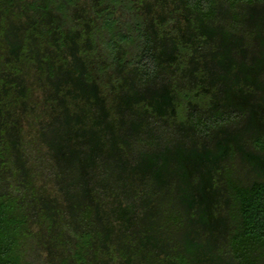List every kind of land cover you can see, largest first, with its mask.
Here are the masks:
<instances>
[{
    "label": "trees",
    "instance_id": "trees-1",
    "mask_svg": "<svg viewBox=\"0 0 264 264\" xmlns=\"http://www.w3.org/2000/svg\"><path fill=\"white\" fill-rule=\"evenodd\" d=\"M165 1L173 8L160 16L152 0H0V264H130L138 258L142 264H194L173 236L168 250L145 249L130 240L117 252L100 214L104 204L99 197L109 196L75 180L69 185L71 199L63 206L48 193L47 182L32 164L27 115L38 112L41 126L46 116L66 119V111L60 108L61 93L70 94L74 85L107 104L124 74L132 75L140 102L149 98L141 109L155 105L170 111L181 125L204 139L203 147L188 149L198 164L221 162L224 237L213 248L211 260L264 264V175L248 170L239 176L233 166L241 156L229 140L215 138L245 115L221 102L230 90L226 84L220 88L216 84L227 75L219 72L222 76L218 73L210 84L195 69V81H182V86L160 75L166 62H172L178 72L204 50L202 25L224 28L243 42L246 52H256L252 43L256 32L246 21L249 10L264 6V0ZM181 16L186 17L195 41L182 38L175 29ZM263 63L259 50L253 66ZM229 64L221 62V69ZM41 88L51 89L46 99L40 96ZM262 117L263 131L242 144L245 158L260 165H264ZM249 145L257 156L247 152ZM56 149L60 157L67 153L61 144ZM76 152L83 158L91 155L87 145ZM167 158L148 151L143 152L142 163L164 179ZM62 162L78 173L77 161ZM214 174L210 184L218 190ZM207 193V188L201 189L200 197L206 198ZM127 208L126 204L115 207L113 219L120 218L118 214L128 216ZM167 216L162 229L170 222L183 226L181 214L167 211Z\"/></svg>",
    "mask_w": 264,
    "mask_h": 264
},
{
    "label": "rangeland",
    "instance_id": "rangeland-1",
    "mask_svg": "<svg viewBox=\"0 0 264 264\" xmlns=\"http://www.w3.org/2000/svg\"><path fill=\"white\" fill-rule=\"evenodd\" d=\"M152 2L160 16L163 10L173 8L165 0ZM246 25L256 32L252 41L257 46L256 52L260 50L264 54L263 5L249 10ZM175 29L182 38L193 40L185 16L179 17ZM201 32L205 35L204 50L196 54L194 61H189L178 72L172 62H166L160 75L165 81L174 78L182 86V81H195V69L207 77L208 83L212 81L210 84L219 72L225 73L227 77H220L216 85L220 88L226 84L230 92L221 102L245 115L215 138L229 140L241 156L233 166L237 167L239 176L248 170L264 175V165L245 158L242 150L243 142H249L256 133L263 131L264 63L254 67L256 52L251 49L246 52L243 42L226 33L224 28L202 25ZM168 50L170 53V48ZM224 61L230 64L223 70L221 62ZM136 91L132 75L124 74L122 85L103 105L90 90L74 85L70 94L61 93L60 108L66 111V119H60L59 115L46 116L41 126L36 119L38 112L27 115L32 164L47 182L48 193L63 206L71 199L69 185L75 180L109 196L107 199L104 195L99 197L104 204L100 214L108 224V241L117 252L130 240L145 249L168 250L169 238L173 236L178 246L187 250L194 264H217L211 260V253L224 237L220 217L226 209L224 193L219 190L224 184L221 162L216 159L204 166L198 164L188 149L196 145L203 147L204 139L197 138L187 125H181L170 111H161L155 105L147 111L141 109L143 103L150 101L145 98L140 102ZM48 93L51 89H40L43 98L46 99ZM57 144L66 147L67 153L62 157L56 149ZM86 145L91 150L89 158L76 152ZM246 148L250 155H258L252 145ZM148 151L168 155L164 179L143 165V152ZM70 159L78 162V173L63 166L62 161ZM212 172H215L218 190L210 184ZM203 188L208 191L206 198L200 197ZM121 204L128 206V216L118 214L120 218L115 221V207ZM167 211L182 215L181 228L171 222L161 228L168 223ZM66 219L70 221L71 216L67 214ZM130 264L142 262L138 258Z\"/></svg>",
    "mask_w": 264,
    "mask_h": 264
}]
</instances>
